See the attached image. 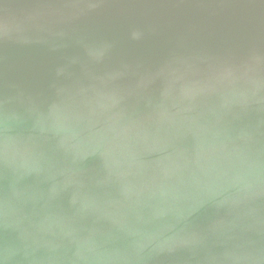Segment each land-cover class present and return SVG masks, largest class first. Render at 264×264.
I'll use <instances>...</instances> for the list:
<instances>
[{"label": "water", "instance_id": "obj_1", "mask_svg": "<svg viewBox=\"0 0 264 264\" xmlns=\"http://www.w3.org/2000/svg\"><path fill=\"white\" fill-rule=\"evenodd\" d=\"M0 264H264V0H0Z\"/></svg>", "mask_w": 264, "mask_h": 264}]
</instances>
